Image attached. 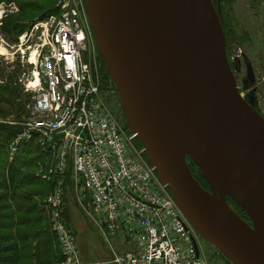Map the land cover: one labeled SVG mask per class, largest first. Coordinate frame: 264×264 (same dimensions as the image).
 <instances>
[{
  "label": "water",
  "instance_id": "1",
  "mask_svg": "<svg viewBox=\"0 0 264 264\" xmlns=\"http://www.w3.org/2000/svg\"><path fill=\"white\" fill-rule=\"evenodd\" d=\"M87 10L128 125L185 217L234 264H264V117L239 90L212 0H87Z\"/></svg>",
  "mask_w": 264,
  "mask_h": 264
},
{
  "label": "built area",
  "instance_id": "2",
  "mask_svg": "<svg viewBox=\"0 0 264 264\" xmlns=\"http://www.w3.org/2000/svg\"><path fill=\"white\" fill-rule=\"evenodd\" d=\"M90 38L85 2L66 0L60 16L38 20L17 44L27 76L21 83L31 100L29 116L9 122L21 126L10 152L35 142L52 156L43 177L60 180L44 208L63 252L61 264H84L64 217L70 164L79 204L112 248L113 240L125 247L115 252L116 264H207L199 234L135 144L137 135L123 130L106 107L103 80L85 57Z\"/></svg>",
  "mask_w": 264,
  "mask_h": 264
},
{
  "label": "rangeland",
  "instance_id": "3",
  "mask_svg": "<svg viewBox=\"0 0 264 264\" xmlns=\"http://www.w3.org/2000/svg\"><path fill=\"white\" fill-rule=\"evenodd\" d=\"M30 1L33 0H0V47L6 50V52L0 51V84L6 83L7 80H15V84L22 85L21 80H25L27 76L16 53L20 36L29 31L38 20H43L40 18L45 12L50 9L56 10L58 4L62 7V2L66 0H38L39 4L29 3L32 9L24 10L23 7ZM82 1L85 2V0ZM212 2L220 22L221 19L224 20L230 30L228 38L224 32L226 50L239 90L249 104L264 117V0H212ZM19 4L22 6V11ZM10 21H17L26 28V31L19 37L7 34L3 29ZM89 40L85 53L86 61L91 64L94 72L99 71L101 80H109L108 83L104 81L103 84V100L121 128L129 133L128 121L110 72L99 54L95 40L92 38ZM13 99L16 100V98ZM6 107L4 103L0 104V108L4 111ZM15 113L12 111L9 117L7 115V117H0V122L8 124L18 122L20 119H17L16 115L20 113ZM134 142L138 147L142 145L139 138H136ZM40 173L42 174V169L38 171V174ZM196 175L200 176L198 173ZM68 197V219L77 235L85 264H113L114 253L110 245L94 227L90 226L86 233L78 230L79 225L86 226L92 222L81 212L75 195ZM39 200L42 202L43 198ZM234 208L240 211L238 207L233 206ZM201 239L202 252L207 264H234L210 242L203 237Z\"/></svg>",
  "mask_w": 264,
  "mask_h": 264
},
{
  "label": "trees",
  "instance_id": "4",
  "mask_svg": "<svg viewBox=\"0 0 264 264\" xmlns=\"http://www.w3.org/2000/svg\"><path fill=\"white\" fill-rule=\"evenodd\" d=\"M29 3L39 4L38 0L27 2L24 10L32 9ZM20 8L22 11V6ZM61 12L62 7L58 4L56 10H48L40 19L52 15L59 16ZM221 23L228 38L230 33L228 25L222 19ZM3 31L12 37H19L26 28L17 21H10ZM104 81L109 82L103 80V84ZM30 98L31 95L24 91L22 85L15 84V80H7L6 83L0 84V104L7 105L5 111L0 108V117H9L13 111L15 114L20 113L16 115L19 121L27 118L29 112L26 105ZM20 132V125L0 122V264H60L63 259L60 246L42 204L38 201L54 190L60 177L55 175L47 181L38 174L40 169L48 167L52 156L35 142L23 144L11 159V142ZM187 161L194 177L205 189H209L208 182L198 166L189 156ZM72 169L70 164L64 176L65 216L68 221V196L72 194L74 196ZM228 200L232 207H238L240 211H236L235 208L234 210L250 223L245 210L231 198Z\"/></svg>",
  "mask_w": 264,
  "mask_h": 264
},
{
  "label": "crops",
  "instance_id": "5",
  "mask_svg": "<svg viewBox=\"0 0 264 264\" xmlns=\"http://www.w3.org/2000/svg\"><path fill=\"white\" fill-rule=\"evenodd\" d=\"M51 161H52V160H51ZM48 163H49V164H48V166H49L51 162H48ZM36 199L38 200L39 198L37 197ZM38 201H40V200H38ZM40 202H41V201H40ZM78 207H79V205H78ZM79 208H80V207H79ZM80 210H81V212H82L84 215H86V213L84 212L83 209L80 208ZM68 214H69V213H68ZM86 217L89 218L87 215H86ZM87 218H86V219H87ZM89 220L91 221L90 218H89ZM90 221H89V222H90ZM87 222H88V219H87ZM91 222H92V221H91ZM70 223H71V222H70ZM90 226H91V227H94V229H95L97 232H99L98 229H97V228L95 227V225L93 224V222H92V223H88V224H86V226H83V225L81 226V225H79V226H78V228H79L78 230L81 231L82 233H86V231L90 229ZM99 233H100V232H99ZM100 235H101V233H100ZM101 236H102V235H101ZM113 245H114V247H115L117 250H119V251H123L124 248H125L124 245H123L122 243H119L118 241H114V242H113ZM111 251H112V250H111ZM81 254H82V253H81ZM82 258L84 259V257H82Z\"/></svg>",
  "mask_w": 264,
  "mask_h": 264
},
{
  "label": "bare ground",
  "instance_id": "6",
  "mask_svg": "<svg viewBox=\"0 0 264 264\" xmlns=\"http://www.w3.org/2000/svg\"><path fill=\"white\" fill-rule=\"evenodd\" d=\"M0 51L6 52V50L3 47H0Z\"/></svg>",
  "mask_w": 264,
  "mask_h": 264
}]
</instances>
